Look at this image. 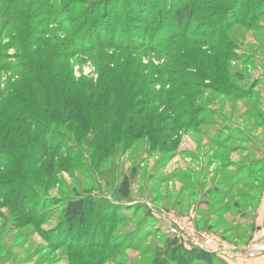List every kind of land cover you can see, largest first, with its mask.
<instances>
[{
	"label": "rangeland",
	"instance_id": "rangeland-1",
	"mask_svg": "<svg viewBox=\"0 0 264 264\" xmlns=\"http://www.w3.org/2000/svg\"><path fill=\"white\" fill-rule=\"evenodd\" d=\"M97 1L0 0V264H159L167 239L188 248L192 235L179 226L198 221L197 230L236 248L264 244L254 238L264 192V30L246 23L255 0H193L190 32L224 18L221 36L199 32L215 44L196 32L169 40L175 17L155 24L159 0H108L117 15L76 37L80 12ZM56 66L64 80L96 86L102 101L108 93L109 110L121 94L115 111L128 115L80 139L68 124L21 125L42 123L29 105L42 104ZM72 200L84 202L86 221L66 244L57 234Z\"/></svg>",
	"mask_w": 264,
	"mask_h": 264
},
{
	"label": "trees",
	"instance_id": "trees-1",
	"mask_svg": "<svg viewBox=\"0 0 264 264\" xmlns=\"http://www.w3.org/2000/svg\"><path fill=\"white\" fill-rule=\"evenodd\" d=\"M117 1V0H116ZM126 0H118V2H123ZM172 8L170 11H166V7L168 5L169 0H159L157 5H155V9L152 11V16H155L157 14V19L155 20V24H158V27L161 26L162 21H167L170 20V15L174 13L175 17V22L176 25L172 27V32L169 33V40H175V39H184V37L187 36V33L189 35L195 34L201 37H206L207 35L204 34H199L202 33L201 31L207 30L208 28H213L217 29L219 31V36L227 32V29L224 30L223 32H220L219 25L220 23H223V19L219 20L217 24L212 23V24H202L203 26L199 25L196 26V30L194 32H190V27L193 26L191 20L193 19V15L196 12L195 9V1L191 0H172ZM178 2L179 6L177 8L174 7V2ZM237 0H233L231 4L235 3ZM108 0H98L97 3H90L88 4L87 8H84L80 12V18L78 19V22L76 24V29H74V32L76 34V37H79L82 33H87L88 35L90 34L91 36H94V27H92V24H95L99 18H106L110 20V18L114 15H117L118 12V6H113L110 7L108 5ZM87 5V4H85ZM81 5H77L75 8V11H78L80 9ZM85 7V6H84ZM73 9V8H72ZM228 10H225V12L218 16L222 17L223 15L225 16L227 14ZM249 15L251 19L249 22L247 21L246 23H249L247 25L248 29L256 30V31H262L264 30V22H261V19L264 18V0H255V3L252 4L251 10L249 12ZM248 15V16H249ZM191 17V18H190ZM55 19V17H54ZM187 19V24H185V27L182 28V23L184 20ZM260 20V21H259ZM58 21V20H57ZM139 21H134L131 23L140 25L138 23ZM182 22V23H181ZM133 24V25H134ZM105 25V24H104ZM129 24V27L133 26ZM103 25H101L99 28L102 31ZM134 28V27H133ZM219 28V29H218ZM91 31H87V30ZM110 29V28H109ZM109 29H107L109 31ZM182 29V30H181ZM229 29V27H228ZM182 31V32H181ZM187 31V32H185ZM207 33V32H206ZM74 38L75 35L73 34ZM211 36V35H210ZM207 36V37H210ZM218 36V37H219ZM117 38V35L114 34V39ZM214 38V44L218 42L217 36H214V34L210 37ZM146 42V41H145ZM140 43H134V46H139ZM35 61L33 62V64ZM42 63L40 61L37 64H34L35 66L39 65ZM56 71L55 70H49L47 69V72L52 73L55 71L54 79L55 81L52 82L53 85L50 88H47V92H41V96L39 97L44 98L42 101V104H40L39 101L36 102L34 106L29 105V109H34L37 112L41 113V119L42 123L38 120H33V119H28L23 118L20 122L21 125L24 127H27L28 129L37 126L40 128L42 131H44L48 127H53V126H61L65 127V125H71L72 129L77 132L78 139H80V134L85 131H89L93 129L95 133L101 132L103 133L106 131V124L104 121L105 118L111 119L113 116L117 117L118 115H121V110L119 112L115 111V108H119L121 104L123 103V96L121 94H117L114 99H113V104L110 107L111 111H114L115 114L113 115L109 109H107L106 105L108 104V93L106 94V99L103 101L100 99L99 95H97L95 92L98 91V88L92 84H90L89 90L84 89L85 85L78 84L73 81L72 79H63V74L61 73L60 66H56ZM71 82V83H70ZM65 91L66 95L64 94H59L60 91ZM58 98L54 96L53 93L55 92ZM91 93L87 96L86 94L88 92ZM108 96V97H107ZM124 115H128L125 112H122V117ZM138 116L135 118L137 119ZM150 122L152 118H150ZM149 119H144V122H147ZM156 120H154V125H155ZM144 125V124H143ZM153 125V126H154ZM115 125L110 124V128H113ZM118 129V128H117ZM116 129V131H117ZM153 129V127L151 128ZM30 130H28L29 132ZM27 132V133H28ZM136 133H140L139 135L136 134L137 139H141V137L144 136L145 132H142V130L136 131ZM149 133V132H148ZM101 135V136H102ZM152 135V132H151ZM130 137V136H128ZM133 137H130L127 139H122V137L117 136L115 138L116 143H124V145H127L128 141H131ZM99 141V140H98ZM52 140H49V138L46 139V143H51ZM41 144H44L42 142ZM97 144V140H96ZM249 169V168H248ZM246 169H244L245 171ZM250 171V170H249ZM248 171V172H249ZM246 172L247 174L251 175V177H254L256 173H253L254 171H250L249 173ZM86 207L85 204L82 200H72L69 201L65 207L64 211V223L67 227V230H62L58 231L57 236L60 237L57 241H62L60 240L61 238L63 241H66V244H70L71 241L78 239L81 237L82 234H75L77 232L75 230V225L81 224V226L84 225L86 221ZM196 220V219H195ZM199 220V219H198ZM197 220V221H198ZM196 222V221H195ZM199 222V221H198ZM198 222L196 226L198 227ZM199 228V227H198ZM56 231V229L54 230ZM199 231V229H198ZM92 235V233L90 234ZM223 241V240H222ZM180 240H173L171 241L170 239H167L166 245H165V250L163 251V256H160L161 253L159 254L158 257V263L159 264H227L224 261L220 260H215L217 257L214 254L208 253L206 251L200 250L198 248H194L189 246L186 248L183 246V244H179ZM89 244L86 243L84 244L83 247H77V248H72V249H81L82 251H86L88 248L87 247ZM116 250H119L116 248ZM217 259V258H216Z\"/></svg>",
	"mask_w": 264,
	"mask_h": 264
},
{
	"label": "built area",
	"instance_id": "built-area-1",
	"mask_svg": "<svg viewBox=\"0 0 264 264\" xmlns=\"http://www.w3.org/2000/svg\"><path fill=\"white\" fill-rule=\"evenodd\" d=\"M179 231L183 235L188 234V232L191 233L190 246L222 257L229 264L240 260L264 259V244L258 241H254L245 247L236 248L207 232L198 231L194 223L183 227L179 226Z\"/></svg>",
	"mask_w": 264,
	"mask_h": 264
},
{
	"label": "crops",
	"instance_id": "crops-1",
	"mask_svg": "<svg viewBox=\"0 0 264 264\" xmlns=\"http://www.w3.org/2000/svg\"><path fill=\"white\" fill-rule=\"evenodd\" d=\"M255 222L257 226V231L254 234V238L261 239L264 243V192L262 196L261 205L258 210V215L255 216ZM231 264H264V259L240 260Z\"/></svg>",
	"mask_w": 264,
	"mask_h": 264
}]
</instances>
